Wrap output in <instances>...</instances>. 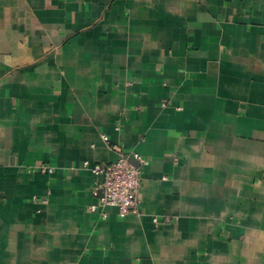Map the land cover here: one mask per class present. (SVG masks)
Segmentation results:
<instances>
[{"label": "crops", "instance_id": "obj_1", "mask_svg": "<svg viewBox=\"0 0 264 264\" xmlns=\"http://www.w3.org/2000/svg\"><path fill=\"white\" fill-rule=\"evenodd\" d=\"M0 264H264V0H0Z\"/></svg>", "mask_w": 264, "mask_h": 264}, {"label": "built area", "instance_id": "obj_2", "mask_svg": "<svg viewBox=\"0 0 264 264\" xmlns=\"http://www.w3.org/2000/svg\"><path fill=\"white\" fill-rule=\"evenodd\" d=\"M103 138L106 139L105 136ZM132 158L138 163L134 164L129 156L122 153L112 162L95 163L92 166L83 163L84 168L100 177L97 188L101 190V195L96 204L89 205V209L95 211L100 207L102 218H106L102 210L105 206L116 207L119 217L139 212V193L143 183L141 167L148 164V159L137 154L132 155ZM157 220L155 217L154 221Z\"/></svg>", "mask_w": 264, "mask_h": 264}]
</instances>
